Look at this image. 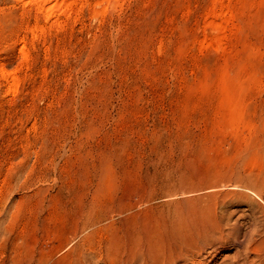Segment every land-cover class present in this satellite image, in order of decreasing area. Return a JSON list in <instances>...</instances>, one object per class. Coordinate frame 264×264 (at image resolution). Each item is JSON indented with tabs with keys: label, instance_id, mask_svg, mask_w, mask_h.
<instances>
[{
	"label": "rangeland",
	"instance_id": "obj_1",
	"mask_svg": "<svg viewBox=\"0 0 264 264\" xmlns=\"http://www.w3.org/2000/svg\"><path fill=\"white\" fill-rule=\"evenodd\" d=\"M59 3L0 0V264H122L185 189L253 178L264 205V0Z\"/></svg>",
	"mask_w": 264,
	"mask_h": 264
},
{
	"label": "bare ground",
	"instance_id": "obj_2",
	"mask_svg": "<svg viewBox=\"0 0 264 264\" xmlns=\"http://www.w3.org/2000/svg\"><path fill=\"white\" fill-rule=\"evenodd\" d=\"M31 1L37 5L38 11L46 12V17L48 18L56 10L60 11L62 8L61 3H59L60 0ZM68 7L69 5L65 8ZM261 173L263 174L261 177H263L264 170ZM236 180V183L229 184L233 191L228 192L225 196H221L220 193L205 194L203 192L205 190L191 192L185 189L184 201H181L184 204V208L177 209L175 207L174 211L161 210L160 218L157 217L156 222H153L154 224L151 225L149 230L150 232L138 237L140 239L139 245L136 244L135 249H131L130 247L131 251L127 257L121 260V263L215 264L214 262L222 250L230 245H240L242 242H245L246 245L243 247V252L246 258H249L248 253L254 248L253 241L260 242L256 241L257 237H260L261 240L264 239V205L261 202L263 198L260 194L262 187L258 185L257 179L252 178L249 181H245V179H243L244 181H238L241 180L239 178ZM229 185L224 186L228 189L227 186ZM221 190H224L223 185ZM254 195L258 197L253 198ZM239 201L251 202L253 211L262 217V221L255 226V229H252L251 232L249 231L250 233L247 230L244 235L237 227L238 224L231 225L229 223L231 216L225 211L230 202L238 203ZM234 204L232 205L234 206ZM241 234L243 235L242 237ZM78 260L76 261L77 264H82ZM253 261V259L250 260V263H254Z\"/></svg>",
	"mask_w": 264,
	"mask_h": 264
}]
</instances>
